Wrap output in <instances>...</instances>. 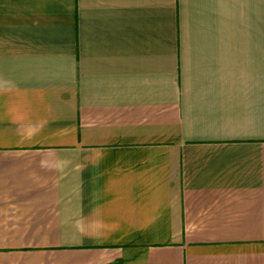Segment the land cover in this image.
Instances as JSON below:
<instances>
[{
	"label": "crops",
	"instance_id": "crops-1",
	"mask_svg": "<svg viewBox=\"0 0 264 264\" xmlns=\"http://www.w3.org/2000/svg\"><path fill=\"white\" fill-rule=\"evenodd\" d=\"M0 264H264V0H0Z\"/></svg>",
	"mask_w": 264,
	"mask_h": 264
}]
</instances>
